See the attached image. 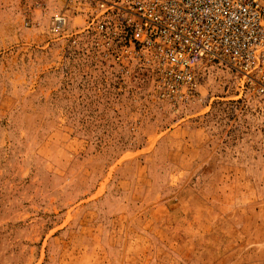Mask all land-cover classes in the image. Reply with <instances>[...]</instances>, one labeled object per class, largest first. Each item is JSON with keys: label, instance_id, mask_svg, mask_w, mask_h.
Listing matches in <instances>:
<instances>
[{"label": "rangeland", "instance_id": "1", "mask_svg": "<svg viewBox=\"0 0 264 264\" xmlns=\"http://www.w3.org/2000/svg\"><path fill=\"white\" fill-rule=\"evenodd\" d=\"M47 23L0 0V264H264V98L208 64L167 104Z\"/></svg>", "mask_w": 264, "mask_h": 264}, {"label": "built area", "instance_id": "2", "mask_svg": "<svg viewBox=\"0 0 264 264\" xmlns=\"http://www.w3.org/2000/svg\"><path fill=\"white\" fill-rule=\"evenodd\" d=\"M19 0L23 14L48 16V34L68 39L125 74L147 71L170 105L196 97V75L223 65L264 98L262 0ZM81 20L69 28L70 20ZM31 20L25 25L28 26ZM38 24H35V26Z\"/></svg>", "mask_w": 264, "mask_h": 264}]
</instances>
